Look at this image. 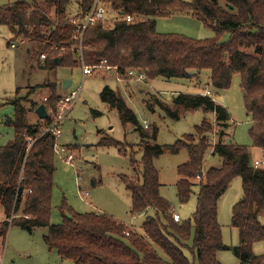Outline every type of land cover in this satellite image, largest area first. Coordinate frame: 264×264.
I'll return each mask as SVG.
<instances>
[{"label": "trees", "instance_id": "16d2710c", "mask_svg": "<svg viewBox=\"0 0 264 264\" xmlns=\"http://www.w3.org/2000/svg\"><path fill=\"white\" fill-rule=\"evenodd\" d=\"M46 1L54 7L55 20L37 6L36 0H18L0 7V26L8 28L12 42L22 38L39 46L41 55H47L40 62L43 70L79 68L69 17H84L93 0ZM104 3L111 15L86 31L85 64L95 66L106 60L110 66L118 67L122 75L128 70L144 71L146 83L157 78L193 80L208 70L211 86L217 92L230 89L234 76L239 75L245 109L252 122L249 134L253 146L263 151L262 166L255 167L248 147L223 142V130L218 141L211 143L214 124L225 129L232 121L228 109L213 97L179 94L172 98L171 107L157 100L151 102V108L156 104L175 119L198 110L215 116L214 122L204 119L194 133L174 145L161 147L147 142L150 136L142 132L134 111L106 87L101 93L102 100L118 112L124 125L131 124L142 137L143 158L139 162L132 155L130 161L138 178L120 176L132 199L131 214L142 215L150 209L156 214L146 217L140 234L111 216L78 213L63 202V221L52 225L55 141L51 135L40 137L53 121L51 111H56L62 98L57 85L52 84L50 96L44 102L48 117L43 120L38 117V124H28L30 110L23 106L24 99L13 102L15 115L8 124L14 128V137L0 146V239L6 238L10 227H20L29 233L45 228L48 248L76 264H222L217 255L230 248L223 242L218 203L233 180L240 177L243 197L233 207L232 227L239 230L241 244L233 251L241 264H264V254L257 256L253 252L256 243L264 242V225L259 220L264 212V0H104ZM71 6L74 13L70 12ZM174 13L190 14L216 36L198 40L159 33L157 18ZM129 15L134 22L124 19ZM225 33L230 38L223 42ZM34 107L37 110L39 105ZM153 135L155 139L156 129ZM99 145L115 147L126 154L125 144L109 136L103 137ZM209 149L222 160V165L209 168L204 175ZM183 150L189 159L177 168V198L186 204L195 186L199 192L192 217L176 222L172 204L160 193L154 160L166 151L178 154Z\"/></svg>", "mask_w": 264, "mask_h": 264}, {"label": "rangeland", "instance_id": "374dc122", "mask_svg": "<svg viewBox=\"0 0 264 264\" xmlns=\"http://www.w3.org/2000/svg\"><path fill=\"white\" fill-rule=\"evenodd\" d=\"M17 1L0 0V7ZM36 3L53 20L56 19L54 7L49 2L36 0ZM72 6L75 7V1L72 2ZM72 6L70 12L74 13ZM156 21L157 31L161 34H178L198 40L216 36L212 29L190 14L174 13L170 17L157 18ZM229 38L230 34L225 33L221 40L226 42ZM21 40L12 42L8 28L0 26V146L7 145L14 137V128L8 121L14 119L15 100L24 99L23 106L30 110L27 122L33 125L39 123L34 105L44 104L51 93L50 85L56 84L62 97L78 89L82 90L80 100L62 121L63 134L57 140L58 145L65 146L72 152L74 160L67 163L59 155H55L50 219L52 225L62 223L61 205L65 202L78 213L106 214L142 234V225L146 217L131 214L132 199L120 179L122 175L134 180L138 178L132 170L130 161L133 155L141 162L142 137L131 124L124 125L118 112L102 100L101 93L106 87L115 91L134 111L142 132L150 136L147 142L161 147L174 145L185 135L194 133L195 127L204 119L214 122L215 116L198 110L175 119L156 104L151 108V102L155 103L157 100L160 104L171 107L172 98L179 94L204 95L209 90L214 100L228 109L232 120L225 129L214 124L215 134L211 136V143L218 141L223 130V142L248 147L251 160L262 163L263 151L253 146L249 134L252 122L245 109L239 75L234 76L230 89L220 92L211 86L208 70L202 71L199 78L193 80L157 78L141 85H130L128 81L120 83L113 72L108 74L104 71H98L83 80L80 67H60L56 72L43 70L40 66V62L43 61L39 46L27 42L23 44ZM11 42L17 44V48H11ZM64 81L72 82L67 90L62 88ZM144 122L148 123V129L144 128ZM108 136L125 144V155L120 153L118 148L99 145L102 138ZM188 159L187 151L183 150L178 154L166 151L154 160L159 172L160 193L172 204L174 212L180 215L182 220H189L192 217L199 192L198 186H195L186 204H181L177 198L176 183L179 180L177 168ZM221 165L222 160L213 156L212 149H209L203 174L205 175L209 168H219ZM87 192L90 195L83 200L82 195ZM242 197V179L239 177L233 180L218 203V220L222 228L223 242L230 248L218 253V260L222 264H241L233 251L241 242L239 230L232 227V210ZM155 214V210L150 209L147 216L154 217ZM259 220L264 225V212L260 214ZM46 234L45 228L29 233L20 227H10L6 238L0 239L1 264H76L72 260L60 257L57 251H51L44 240ZM189 245H192V241ZM156 250L162 258L167 259L161 250L157 248ZM253 252L257 256L263 255L264 242L256 243ZM188 255L190 257L189 253Z\"/></svg>", "mask_w": 264, "mask_h": 264}, {"label": "built area", "instance_id": "2783aa9c", "mask_svg": "<svg viewBox=\"0 0 264 264\" xmlns=\"http://www.w3.org/2000/svg\"><path fill=\"white\" fill-rule=\"evenodd\" d=\"M111 15L108 6L104 3V0H93L91 7L89 8L87 14L84 17L70 16L69 21L70 24L74 28L73 32V49L76 55V59L80 63V68L82 70L83 80L87 76L93 75L98 71H104L105 73L113 72L118 82L125 83L129 82L130 84H144L146 83V74L144 71L140 70H128L125 75L120 74L118 67L110 66L106 60H102L98 65L88 66L84 62V36L89 27L95 26L99 22L105 21ZM128 23L134 22V18L132 16H127L124 18ZM21 40V39H20ZM25 40H21V43H25ZM11 48H17V44L12 43ZM63 51V50H62ZM47 59L46 54L41 55V60L44 62ZM127 77L126 78H124ZM81 89L77 91H73L70 94L62 97L58 103L56 111L52 110L51 114L53 116V121L45 128L44 132L40 137L51 135L55 141L54 144V152L55 155H59L62 160L67 163H72L74 160V155L68 148L65 146H60L57 144V140L62 136L63 130L61 127V123L63 119L67 116L69 111L78 103L81 98ZM205 96L212 97V93L207 90L204 93ZM144 128L148 129V123L144 122ZM39 137V138H40ZM31 142H33L31 140ZM256 168L262 166L260 161L254 162ZM90 194L87 192L82 195V199L88 198ZM174 220L179 222L181 220L180 215L174 213Z\"/></svg>", "mask_w": 264, "mask_h": 264}, {"label": "water", "instance_id": "95a60500", "mask_svg": "<svg viewBox=\"0 0 264 264\" xmlns=\"http://www.w3.org/2000/svg\"><path fill=\"white\" fill-rule=\"evenodd\" d=\"M56 62L59 63L58 60ZM71 84H72L71 81H64L62 86L63 90H67ZM36 115L42 120L48 117V111L45 104H42L37 108Z\"/></svg>", "mask_w": 264, "mask_h": 264}, {"label": "crops", "instance_id": "0c3cea01", "mask_svg": "<svg viewBox=\"0 0 264 264\" xmlns=\"http://www.w3.org/2000/svg\"><path fill=\"white\" fill-rule=\"evenodd\" d=\"M130 84V83H129ZM130 85H141V84H130ZM147 86V85H146ZM231 116V115H230ZM254 162H256V161H254ZM94 184V183H93ZM95 185V184H94ZM147 213L148 212H146V213H144V214H142V216H145V217H147ZM175 213V212H174Z\"/></svg>", "mask_w": 264, "mask_h": 264}]
</instances>
